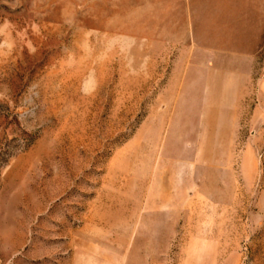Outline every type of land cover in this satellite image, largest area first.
I'll return each instance as SVG.
<instances>
[{
	"label": "rangeland",
	"instance_id": "1",
	"mask_svg": "<svg viewBox=\"0 0 264 264\" xmlns=\"http://www.w3.org/2000/svg\"><path fill=\"white\" fill-rule=\"evenodd\" d=\"M0 264H264V0H0Z\"/></svg>",
	"mask_w": 264,
	"mask_h": 264
},
{
	"label": "crops",
	"instance_id": "2",
	"mask_svg": "<svg viewBox=\"0 0 264 264\" xmlns=\"http://www.w3.org/2000/svg\"><path fill=\"white\" fill-rule=\"evenodd\" d=\"M244 1V0H243Z\"/></svg>",
	"mask_w": 264,
	"mask_h": 264
}]
</instances>
